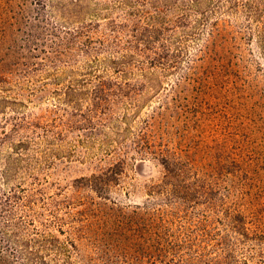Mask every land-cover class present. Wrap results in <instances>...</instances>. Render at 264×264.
I'll return each instance as SVG.
<instances>
[{"label": "rangeland", "instance_id": "374dc122", "mask_svg": "<svg viewBox=\"0 0 264 264\" xmlns=\"http://www.w3.org/2000/svg\"><path fill=\"white\" fill-rule=\"evenodd\" d=\"M62 1L66 0H0L1 192L39 181L48 194L59 190L72 194L76 179L123 159L125 173L114 193L118 206L127 211L129 233L133 230L142 239L143 229L131 227L130 222H144L154 231L168 232L175 241L183 239L187 230L215 226L232 237L240 264H264V0H202L204 7L221 9L212 10L200 35L184 39L178 29L172 38L168 36L170 46L183 52L182 62L172 72L152 75L161 81L159 90L148 86L139 100L116 108L108 122L97 121L93 128L98 129L90 132L79 124L65 130L60 139L53 123L51 76L45 73L50 67L43 63L47 56L58 55L53 47L62 19L53 6ZM106 1L114 16L125 17L115 0ZM251 1L259 7L257 12L247 7ZM98 3L86 0L91 10L102 6ZM232 6L236 9L231 11ZM146 9L156 11L152 6ZM85 19L98 20L91 14ZM80 53L58 56L61 64L75 59L79 63ZM27 68L33 77L25 72ZM78 69L82 73L83 68ZM141 75L137 72L133 77L140 85L144 84ZM163 156L180 162L187 171L185 211L167 206L162 201L166 189L155 187L165 180ZM9 167L14 170L7 176ZM150 193L156 199L155 210L135 214L151 199ZM82 195L84 202L98 204H91L90 210L85 204L77 207L83 210L81 228L77 225L79 229L69 233L67 222L64 232L53 233L62 240L75 237L85 255L93 239L102 241L105 234L118 232L107 214L112 213L108 206L113 203L91 190ZM3 197L0 241L4 231H13V222L18 229L23 226L18 217L13 222L5 217ZM33 208L28 215L34 222L25 226L31 236L44 228L41 203ZM239 221L248 228V238L234 239L232 225Z\"/></svg>", "mask_w": 264, "mask_h": 264}, {"label": "trees", "instance_id": "16d2710c", "mask_svg": "<svg viewBox=\"0 0 264 264\" xmlns=\"http://www.w3.org/2000/svg\"><path fill=\"white\" fill-rule=\"evenodd\" d=\"M98 2L102 6L96 7V10H91L86 0H66L53 6L62 19L56 31V47L53 48L61 56L75 55L80 50L83 57L79 63L75 59L73 63L61 64L62 59L54 53L53 57L47 56L43 63L50 67L45 69V73L51 76L49 86H52L49 90L56 116L53 123L57 126L60 139L65 136V130H73L79 124L90 132L98 129L93 128L97 121L102 120L103 124L108 122L116 108L128 103V100H139L148 86L159 90L161 81L152 75L160 71L172 72L182 62L183 52L181 54L180 49L170 46L168 36L172 38L178 29L186 35L184 39L200 35L202 25L210 20L212 10L221 9L220 6L204 7L202 0H115V7L125 10V17L121 19L105 6L109 4L108 1ZM150 6L156 7L154 13L146 9ZM247 7L254 12L259 9L252 1ZM234 9L236 6L230 10ZM90 14L98 20L85 19ZM169 14H173V18H169ZM79 67L83 68L82 73H78ZM29 70L27 68L25 72L33 77ZM67 70L73 73L71 77ZM137 72L143 74L144 84L140 85L139 80L133 79ZM176 86L181 87V84ZM101 126L104 129L106 125ZM161 160L166 170L165 180L155 187H159L161 192L166 189L162 201L167 206L185 211L188 202L187 186L185 188L187 171L180 162L169 157L163 156ZM124 167L125 161L121 159L90 176L76 179L72 194L62 190L48 194L39 181H34L31 187L19 185L7 193L1 192L0 187V195H4L2 200L6 205L5 217L12 222L14 217H18L23 225L18 229L17 222H13V231L10 234L4 231V241H0V264H240L236 247L231 244L232 237L228 233H221L215 226L204 225L203 229L201 226L191 233L187 230L183 233V239L175 241L169 238L168 232L154 231L151 225L144 222H130L131 227L136 224L143 229L141 242L139 236L135 235L137 232L132 230L129 233L127 211L118 206L114 193L117 192L114 187L121 183L122 174L125 173ZM13 170L14 167H9L4 174L10 176ZM86 190L114 204L108 206L112 208L113 216L107 214L108 219L116 224L118 233L105 234L102 241L93 239L84 255L75 237L69 235L70 238L62 240L53 231L64 232L67 222L69 233L79 229V215L83 214V210L77 207L85 204L86 209L90 210L93 209L91 204H98L96 200L83 201L82 194ZM36 202L43 207L44 228L37 229L36 235L31 236L26 233L25 226L34 222L28 214L34 210ZM155 203V196L152 195L134 213H152ZM104 220L107 222V219ZM245 226L242 221L233 223L234 239L249 237ZM112 242L120 244L109 245Z\"/></svg>", "mask_w": 264, "mask_h": 264}]
</instances>
